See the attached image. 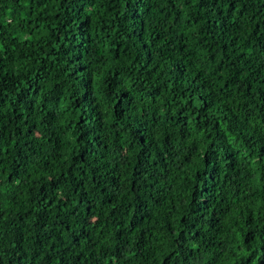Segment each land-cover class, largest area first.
Returning a JSON list of instances; mask_svg holds the SVG:
<instances>
[{
  "label": "trees",
  "instance_id": "trees-1",
  "mask_svg": "<svg viewBox=\"0 0 264 264\" xmlns=\"http://www.w3.org/2000/svg\"><path fill=\"white\" fill-rule=\"evenodd\" d=\"M0 264H264V0H0Z\"/></svg>",
  "mask_w": 264,
  "mask_h": 264
}]
</instances>
